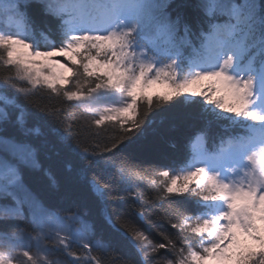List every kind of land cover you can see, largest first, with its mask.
<instances>
[{"label": "snow or ice", "instance_id": "6c2138e0", "mask_svg": "<svg viewBox=\"0 0 264 264\" xmlns=\"http://www.w3.org/2000/svg\"><path fill=\"white\" fill-rule=\"evenodd\" d=\"M171 110L195 129L183 157L133 161ZM49 135L100 236L25 185ZM0 151V264H264V0H0Z\"/></svg>", "mask_w": 264, "mask_h": 264}, {"label": "trees", "instance_id": "16d2710c", "mask_svg": "<svg viewBox=\"0 0 264 264\" xmlns=\"http://www.w3.org/2000/svg\"><path fill=\"white\" fill-rule=\"evenodd\" d=\"M193 3V1L191 0ZM193 16L196 15L195 12L192 13ZM67 103V102H66ZM74 104V103H73ZM31 111V107L29 106ZM71 111H76L74 107ZM166 115L169 119L164 125H155L157 129L156 133L153 134L149 132L146 138H141L137 141L139 147L134 146L130 151V158L143 165L159 164L165 163L169 164L173 160L179 162L183 157L185 152V142L189 135L195 130L194 128H189L188 124L191 121H184L180 114L175 110H171ZM33 125L37 123H42L33 120L31 122ZM175 124L176 127H172ZM96 131L103 130V126L100 129H95ZM47 131V128H45ZM48 147H43V138L40 140L32 141L34 146L37 147V163L38 168H31L28 166L21 165V171L24 179V183L33 192L37 193L44 203L53 209H59L62 212L71 211L73 208H79L81 214L85 210L89 212L87 219L94 221L97 226V235H101L100 227L102 225L101 218L99 216V207L95 203L94 199L91 197L87 198H77L73 195L71 197L64 195V193L70 190V185L68 183L69 173L65 169V165L73 160L66 150L59 145L55 138L49 135L47 137ZM175 144V147L172 145ZM57 151L59 154L57 155ZM45 171L50 172L57 181V186L53 187L49 181V177L45 175ZM145 192H148V188L144 185L141 186ZM80 190L83 191V187L80 186ZM123 191V189H121ZM176 199H183L182 197H177ZM132 203L130 200L124 204H118V208L127 209L129 204ZM132 219L139 224L147 234H149L152 239L159 240L160 237L157 235V231L153 229L151 225L143 224L139 221L135 213H132ZM18 221H10V225L18 224ZM23 226V225H21ZM5 225L0 222V229H3ZM156 228L166 230L168 232H174L170 225L164 220H156ZM102 237L105 240H113V246L118 253L125 256L134 255L133 250L128 246L127 242L123 240H118L111 233L110 229L106 227L103 230ZM161 255H167L166 250L162 249L160 251Z\"/></svg>", "mask_w": 264, "mask_h": 264}, {"label": "rangeland", "instance_id": "374dc122", "mask_svg": "<svg viewBox=\"0 0 264 264\" xmlns=\"http://www.w3.org/2000/svg\"><path fill=\"white\" fill-rule=\"evenodd\" d=\"M192 1H193V4H195V3L197 2V0H192ZM60 59H62V58H60ZM72 103H74V102H72ZM2 154H3L2 151H0V155H2ZM9 159H12V158L9 157ZM241 240H242V242L244 243V245H245L246 247H250V248H255V247H256V245H255L254 242L248 240V239L245 238V237H241Z\"/></svg>", "mask_w": 264, "mask_h": 264}]
</instances>
